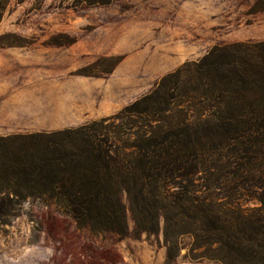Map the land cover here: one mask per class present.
I'll return each instance as SVG.
<instances>
[{"label":"rangeland","instance_id":"rangeland-1","mask_svg":"<svg viewBox=\"0 0 264 264\" xmlns=\"http://www.w3.org/2000/svg\"><path fill=\"white\" fill-rule=\"evenodd\" d=\"M258 41H264V0H112L106 5L8 0L0 15V137L103 119L117 143L125 145L145 132L149 122L156 124L154 119H160L157 123L163 127L183 122L207 125L202 119L217 110L216 103L198 101L188 84L179 86L175 98L166 97L161 112L122 120L111 117L149 94L163 76L198 61L214 46ZM238 142L211 152L192 181L202 184L204 170L212 171L214 185L229 179V170L222 167L225 158L246 146L256 149V130ZM3 164L0 158V170ZM247 168L250 174L256 172V162ZM245 181L239 183L246 186ZM17 189H22L17 179L0 175L1 195L6 190L13 197ZM216 191L212 193L222 192ZM223 194L227 203L219 211L232 220L235 206H260L256 195L243 190ZM120 199L127 208L125 193ZM5 201L8 215L0 218V264H225L228 260L225 247L201 243L191 234L167 243L161 230L136 231L128 209L127 233L118 236L80 226L61 200L43 204L23 196ZM245 227L242 236L255 234L254 226Z\"/></svg>","mask_w":264,"mask_h":264},{"label":"trees","instance_id":"trees-1","mask_svg":"<svg viewBox=\"0 0 264 264\" xmlns=\"http://www.w3.org/2000/svg\"><path fill=\"white\" fill-rule=\"evenodd\" d=\"M111 1L75 0L86 5ZM7 2L0 0V15ZM182 84L194 87L198 101L216 103L217 110L202 119L207 125L183 122L163 127L154 119L156 124L149 122L145 132L125 145L117 143L103 119L0 137V175L18 180L22 189L14 190L13 197L28 196L43 204L61 200L71 218L91 230L126 235L128 209L136 231L161 230L167 243L191 234L201 243L225 247V264H264V41L214 46L198 61L163 76L149 94L111 119L161 112L166 97L175 98ZM254 129L256 149L246 146L225 158L222 167L229 170V179L214 185L212 171L204 170L202 184L192 181L211 152L224 143L242 142ZM253 162L256 172L250 174L247 167ZM242 179L246 186L239 183ZM216 189L222 196L212 193ZM236 190L256 195L260 206L237 205L232 220L219 209L227 203L224 191ZM13 197L0 192V218L8 215L5 200ZM245 226H254L255 234L242 236Z\"/></svg>","mask_w":264,"mask_h":264}]
</instances>
